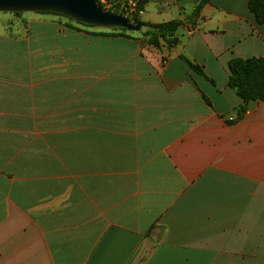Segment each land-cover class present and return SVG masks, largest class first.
I'll return each instance as SVG.
<instances>
[{
  "label": "crops",
  "instance_id": "1",
  "mask_svg": "<svg viewBox=\"0 0 264 264\" xmlns=\"http://www.w3.org/2000/svg\"><path fill=\"white\" fill-rule=\"evenodd\" d=\"M202 1L144 0L143 23L182 22L158 47L11 13L0 264H264V100L229 85L232 60L264 59V23Z\"/></svg>",
  "mask_w": 264,
  "mask_h": 264
},
{
  "label": "trees",
  "instance_id": "2",
  "mask_svg": "<svg viewBox=\"0 0 264 264\" xmlns=\"http://www.w3.org/2000/svg\"><path fill=\"white\" fill-rule=\"evenodd\" d=\"M209 0H203L200 5L196 8V15L202 8V6ZM144 0L140 1V7L143 9ZM250 10L254 13L256 20L259 23H264V0H251L249 3ZM112 13L124 16L117 10H108ZM42 13H52L66 17L72 22H76L78 25L95 27L93 25L82 24L74 19L53 12H42ZM19 14V13H15ZM135 24H141L143 29L141 30V35L147 39L150 45L158 47L160 45V40L165 41L170 46L175 45L177 40L175 38V33L177 29L181 26V21H172L159 25H148L143 23L140 18L130 20ZM124 32L127 30L120 29ZM123 37H131L125 33L119 34ZM190 67L198 70L203 75L204 73L197 69L192 63L188 62ZM230 69V79L229 85L235 89L239 96L242 98L243 103L246 104L250 100H264V59H239L235 58L229 64Z\"/></svg>",
  "mask_w": 264,
  "mask_h": 264
},
{
  "label": "water",
  "instance_id": "3",
  "mask_svg": "<svg viewBox=\"0 0 264 264\" xmlns=\"http://www.w3.org/2000/svg\"><path fill=\"white\" fill-rule=\"evenodd\" d=\"M0 12H53L102 28L125 29L128 32L143 29L141 24L106 10L98 0H0Z\"/></svg>",
  "mask_w": 264,
  "mask_h": 264
},
{
  "label": "built area",
  "instance_id": "4",
  "mask_svg": "<svg viewBox=\"0 0 264 264\" xmlns=\"http://www.w3.org/2000/svg\"><path fill=\"white\" fill-rule=\"evenodd\" d=\"M106 10H117L129 20L141 18L144 10L140 7L141 0H98Z\"/></svg>",
  "mask_w": 264,
  "mask_h": 264
},
{
  "label": "rangeland",
  "instance_id": "5",
  "mask_svg": "<svg viewBox=\"0 0 264 264\" xmlns=\"http://www.w3.org/2000/svg\"><path fill=\"white\" fill-rule=\"evenodd\" d=\"M33 13L25 12L24 15L33 16L34 15ZM12 19H13V14L8 13V12H0V29L1 30H3V28H5L6 30L16 29L17 24L15 23V20H12ZM84 27H87L88 29H92V31L95 32L96 34L100 33L103 35H110V36L119 35L121 33H125L126 35H130L132 37L133 36L139 37L141 35V31L140 32H128V31L124 32L117 28H102V27H97V26L95 27L84 26Z\"/></svg>",
  "mask_w": 264,
  "mask_h": 264
}]
</instances>
